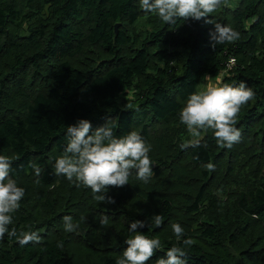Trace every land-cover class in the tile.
Returning a JSON list of instances; mask_svg holds the SVG:
<instances>
[{
	"label": "trees",
	"instance_id": "obj_1",
	"mask_svg": "<svg viewBox=\"0 0 264 264\" xmlns=\"http://www.w3.org/2000/svg\"><path fill=\"white\" fill-rule=\"evenodd\" d=\"M142 18L151 26L144 33ZM207 19L239 39L213 47V24H167L139 0H0V155L12 158L11 176L25 189L9 230L41 237L21 245L5 234L0 264H116L130 222L155 214L160 228L138 229L161 241L148 264L187 247L174 223L184 228L181 241L193 240L187 264H264V0H222ZM205 74L243 80L255 97L239 113V143L221 148L208 129L199 147L182 150L189 133L179 111ZM79 119L93 130L110 119L117 136L138 131L151 145L148 183L133 170L128 185L109 189L115 204L107 205L54 175L67 126ZM64 216L79 223L74 232Z\"/></svg>",
	"mask_w": 264,
	"mask_h": 264
},
{
	"label": "clouds",
	"instance_id": "obj_2",
	"mask_svg": "<svg viewBox=\"0 0 264 264\" xmlns=\"http://www.w3.org/2000/svg\"><path fill=\"white\" fill-rule=\"evenodd\" d=\"M222 0H139V6L145 13H154L167 24H175L177 18L182 20H205L213 24L210 31L212 46L231 43L239 39V33L230 26L213 23L207 19L215 12ZM231 63H235L232 61ZM208 81L206 87L200 91L192 92L185 105L179 111L180 123L186 126L191 139L181 143L182 150L188 147H199L203 139L202 132L211 129L214 138L221 148H231L239 143L241 131L236 127L239 113L243 106L255 97L254 91L242 80L238 84L222 81L217 76L216 82L205 74ZM116 126L110 122L95 130L87 119H79L67 126V143L63 154L55 161L56 176H63L77 186L83 185L91 189L95 201L115 204V200L108 196L110 188H122L129 183V177L135 170L136 178L148 183L154 175L153 162L150 159L151 145L135 130L123 136L116 135ZM12 163L10 156L0 155V240L5 234L9 238L16 237L21 245L31 242L39 243L40 235L35 231H23L18 234L16 228L9 230L13 222V213L19 210L20 202L25 197V189L18 186L12 178ZM37 177L41 174L38 165H29ZM208 171H215L211 162L205 165ZM85 217H81L83 221ZM64 228L67 232H74L79 223L74 224L71 216H64ZM101 225L108 223V217L103 216ZM164 223L161 214L153 215L147 222L135 220L130 222L128 228L132 235L124 243L122 257L116 264H148V262L161 249L159 238H149L138 229L145 227L160 228ZM177 240L190 247L191 238H181L185 235L184 228L179 223L171 225ZM58 247H63L60 242ZM187 247L172 246L165 252V257L156 259L155 264H187Z\"/></svg>",
	"mask_w": 264,
	"mask_h": 264
},
{
	"label": "rangeland",
	"instance_id": "obj_3",
	"mask_svg": "<svg viewBox=\"0 0 264 264\" xmlns=\"http://www.w3.org/2000/svg\"><path fill=\"white\" fill-rule=\"evenodd\" d=\"M137 28L140 32L144 33L146 30H149L151 28L150 24H148L145 20V18H142L139 20L138 24H137ZM221 77V75H220ZM212 82L215 83L216 82V77H212ZM208 81H206L205 79H203V81L201 82V84L199 85L198 91L204 89L207 85ZM203 135V134H202ZM188 138L191 139L190 134L188 135ZM154 167V164H153ZM232 248L233 253H236L237 255L239 254L238 251L236 252V250Z\"/></svg>",
	"mask_w": 264,
	"mask_h": 264
},
{
	"label": "built area",
	"instance_id": "obj_4",
	"mask_svg": "<svg viewBox=\"0 0 264 264\" xmlns=\"http://www.w3.org/2000/svg\"><path fill=\"white\" fill-rule=\"evenodd\" d=\"M232 61H234V58L230 57L229 60H228V63L226 64V69L225 70L229 69L233 65V63H231Z\"/></svg>",
	"mask_w": 264,
	"mask_h": 264
},
{
	"label": "water",
	"instance_id": "obj_5",
	"mask_svg": "<svg viewBox=\"0 0 264 264\" xmlns=\"http://www.w3.org/2000/svg\"><path fill=\"white\" fill-rule=\"evenodd\" d=\"M119 22L118 23H116L115 25H114V27H115V31L117 32V28H118V26H119ZM152 167H153V165H152Z\"/></svg>",
	"mask_w": 264,
	"mask_h": 264
}]
</instances>
